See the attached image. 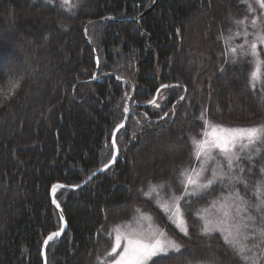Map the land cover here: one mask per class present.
<instances>
[{
	"label": "trees",
	"instance_id": "16d2710c",
	"mask_svg": "<svg viewBox=\"0 0 264 264\" xmlns=\"http://www.w3.org/2000/svg\"><path fill=\"white\" fill-rule=\"evenodd\" d=\"M155 1L70 0L61 7V0H0V81L23 76L15 97L0 106V264H44V240L62 227L52 187L80 185L112 159L113 132L127 104L116 164L77 190H57L67 229L49 243L47 264H100L114 244L113 228L136 209L169 230L158 197L145 193L151 192L149 183L163 184L165 194L180 193V172L193 161L190 133L203 122L197 117L204 109L219 123H264V75L253 89L252 58L229 51L237 43L228 40V30L236 31L231 21L247 14L246 5L157 0L134 19ZM106 17L112 19L101 20ZM165 84L172 87L159 92L160 107L139 106ZM158 137L179 139L180 145L164 148L133 173L135 157L154 150ZM263 164L261 154L240 162L245 169L255 165L257 177ZM229 188L217 184L204 196L182 201L188 224V235H178L182 253L153 257L155 264H241L219 232L201 233L197 215L202 202Z\"/></svg>",
	"mask_w": 264,
	"mask_h": 264
},
{
	"label": "snow or ice",
	"instance_id": "6c2138e0",
	"mask_svg": "<svg viewBox=\"0 0 264 264\" xmlns=\"http://www.w3.org/2000/svg\"><path fill=\"white\" fill-rule=\"evenodd\" d=\"M241 2L246 5L247 14L242 18L232 19L231 22L236 26V31L233 32L231 28L228 30L230 33L228 40L239 38L242 43L230 47L229 51L233 57H237L238 54L239 57L252 58L250 63L253 68L249 75V84L255 89L257 81H260L264 75V20H261V17H264V0H241ZM69 3L70 0H61V7ZM22 80L21 75L17 79L0 81V106L4 101L15 97L21 88ZM169 87L172 86L161 85V88ZM180 99L183 100L184 97L181 96ZM148 103L160 107L155 99ZM124 111L128 112L129 109L125 108ZM198 119L203 121L202 139L197 140L192 137V144L193 154L199 167L181 170L180 176L183 179L179 181V184L182 193L179 196L173 193L172 204L171 206L164 205V211L170 222H175L180 231L187 236L188 226L180 201H185L187 204V197L199 195L217 182L223 184L227 180L232 191H229L219 202H212L213 214L216 216L215 222L197 213L199 218L204 220L201 233L210 235L219 232L224 243L232 250L241 264H260L264 260V167L258 169V177L252 172L255 165L247 169L239 167L238 171L237 168L242 160L250 163L254 159V151L264 155L260 148V145H264V123L225 127L213 124L203 111ZM123 127L124 124L120 123L116 132ZM116 132H113L111 147L118 151ZM115 159L116 157L113 156L112 161L114 162ZM108 167V164L104 165L105 169ZM217 168H219V173ZM209 171L210 176L206 175ZM246 172L248 176L245 175ZM57 187L60 186H53V193ZM159 187L163 188L164 185L161 184ZM149 188L151 192L145 193L149 198L152 193L159 195L156 185L149 183ZM140 191L143 192V188ZM56 206L59 208V204ZM136 212L141 213V210L136 209ZM142 215L149 221L152 220L150 215ZM60 219L63 220L62 215ZM63 231L61 227L59 231L51 233L44 240V244L47 245ZM114 231L116 232L115 242L110 251H106L100 264H149V261H153V257L161 254L167 256L169 253H182L181 244L168 236L163 229L158 227L153 229L151 224L147 227H130L124 232L118 228ZM187 264H192V262L188 261ZM196 264H215V262L205 259L197 261Z\"/></svg>",
	"mask_w": 264,
	"mask_h": 264
},
{
	"label": "rangeland",
	"instance_id": "374dc122",
	"mask_svg": "<svg viewBox=\"0 0 264 264\" xmlns=\"http://www.w3.org/2000/svg\"><path fill=\"white\" fill-rule=\"evenodd\" d=\"M261 20H264V17H261ZM199 25H200V22L197 24V27H199ZM196 27V28H197ZM98 30H100V28H98ZM236 44L235 45H237V44H239V43H242V41L239 39V38H237L236 39ZM15 58H19L17 55H14V59ZM262 77H263V75H262ZM262 79V78H261ZM224 88H225V90L227 91V92H230V85H229V83L228 82H225V86H224ZM186 91H184V93L183 94H181L179 97H178V102L179 103H182V102H184V100H185V98H186ZM168 94L166 93L165 94V96H167ZM165 96H164V99H165ZM181 96H183L184 97V99L183 100H181L180 99V97ZM238 99H241L242 101H244L245 100V96L244 95H241L240 93H238ZM130 110V109H129ZM192 110V109H191ZM203 112H205V109L203 110ZM200 113V112H199ZM199 115V114H198ZM196 118V117H195ZM198 118V117H197ZM207 119L209 120V121H211L213 124H220V125H222V126H225V127H242V126H237V125H229V124H225V123H219V122H215V121H212L211 119H209L208 117H207ZM128 120H129V118H128ZM199 121V120H198ZM127 123H128V121H127ZM127 123H126V125H127ZM125 125V126H126ZM202 133H203V122L202 123H200L197 127H196V132H191L190 133V140H191V143H192V137H195L197 140H199V139H202ZM179 139H177V140H174V139H170V138H166V139H162V138H160V137H158V138H156L155 139V141H154V150L152 149V150H150L149 152H147V153H142L140 156H137V157H135V161H134V163H133V173H136V172H138V171H141L143 168H144V166L145 165H147V164H151L154 160H155V158H158V154L160 153L161 154V152L162 151H164V148L166 149H171L172 150V148H174L173 150H176V149H178V146L180 145V141H178ZM192 146H193V144H192ZM260 148H261V152H264V145H260ZM181 149V148H180ZM172 150V151H173ZM260 154H257L255 151L253 152V156L255 157H257V156H259ZM107 164V163H106ZM104 166V165H103ZM239 166L240 167H242L240 164H239ZM239 166H238V168H239ZM194 167H199V165H198V163L196 162V160H195V157H194V154H193V161H192V166H189V167H187V168H194ZM262 167H264V164L262 165ZM237 168V169H238ZM110 169V168H109ZM108 169V170H109ZM146 170H148V169H146ZM217 172L219 173V168H217ZM206 175H208V176H210L211 175V172L209 171L208 173H206ZM181 179H183V177H181ZM90 182V181H89ZM217 184H221V183H219V182H217L216 184H214L213 186H215V185H217ZM223 184H226V185H230L229 184V182L227 181V180H225L224 181V183ZM157 186V192H159V195L157 196L156 195V193H154L157 197H158V199H159V202H160V206H161V208L164 210V205H169V206H171V204H172V200H171V196H172V194L173 193H175V195H177V196H179V195H181V193H182V188H181V191H180V193H176L175 191H173V190H171L170 191V193H168V194H165L164 192H163V188H160L159 186L160 185H156ZM212 186V187H213ZM211 187V188H212ZM211 188H209L207 191H205V192H202V193H200L199 195H196V196H191V197H187V198H189V200H191V198L192 197H195V198H197V197H201V196H204L205 195V193H207V192H209V191H211ZM150 191H151V189H150ZM229 191H232V188H231V186H230V188H229V190L228 191H226L225 192V194H219V195H217V197L214 199V200H212L211 201V203H209V204H207V202H202L201 203V215L202 216H204V218L205 219H209V220H211V221H213V222H215V220H216V216L213 214V209H212V202L213 201H217V202H219L224 196H226L227 194H228V192ZM153 194V193H152ZM180 203H182V201H180ZM181 208H182V210H183V207L181 206ZM205 210H207V211H205ZM184 211V210H183ZM142 214H146V215H150L151 217H152V220L151 221H149L148 219H146L145 218V216L144 215H142ZM168 217V216H167ZM167 219V221H169L170 222V219H169V217L168 218H166ZM184 219L186 220V218H185V216H184ZM202 220V219H201ZM169 222H166V224H167V226L169 225L168 223ZM172 225H171V227H170V229L168 230L167 228H165V226L163 225V223H161V222H158L157 220H156V218L154 217V216H152L151 214H149V213H146V212H143V211H141V213H135L134 214V216H132V218H130L129 220H127V221H123V222H121V223H119V224H117L114 228H113V230H112V236H113V240H114V242H115V235H116V232L114 231L115 229H119L121 232H124V231H127L130 227L131 228H136V227H140V226H143V227H147L149 224H151L152 225V227H153V229H155V228H161V229H163L164 231H166L167 232V234H168V236H170L172 239H174V240H176L179 244H181L180 243V240H179V238H178V235H184L183 234V232H181L180 231V229L177 227V225H176V223L175 222H170ZM186 223H187V221H186ZM204 224V220H202V225ZM187 226H188V224H187ZM62 227H63V222H62ZM168 228H169V226H168ZM60 230V229H59ZM58 230V231H59ZM178 231V232H177ZM64 234V233H63ZM63 234L61 235V237L63 236ZM59 239V238H58ZM58 239H53V240H51L50 242H52V241H54V240H58ZM49 242V243H50ZM49 245V244H48ZM48 247V246H47ZM119 251V250H118ZM150 262V261H149Z\"/></svg>",
	"mask_w": 264,
	"mask_h": 264
},
{
	"label": "water",
	"instance_id": "95a60500",
	"mask_svg": "<svg viewBox=\"0 0 264 264\" xmlns=\"http://www.w3.org/2000/svg\"><path fill=\"white\" fill-rule=\"evenodd\" d=\"M157 1V0H156ZM156 1H155V3L147 10V11H145L142 15H140L139 17H137V18H134L135 20H139L143 15H145V14H147L152 8H154V6H155V4H156ZM107 19H112V17H106V18H103V19H101V20H107ZM92 22H94V21H90L87 25H86V27H85V31H84V34H85V36L87 35V28H88V26H89V24H91ZM88 42L93 46V48H94V51H95V56H96V61H99V59H98V54H97V52H96V49H95V47H94V44L92 43V41L90 40V39H88ZM98 66H99V63H97V70H98ZM97 70H96V73H97ZM96 73L94 74V77H96ZM94 79H96V78H94ZM165 85H169V84H165ZM172 86V85H171ZM170 88V87H169ZM162 89H164V88H159L158 89V91H157V94H156V96L154 97V99L156 100V98H157V96H158V92L160 91V90H162ZM150 103H146V104H139V106H142V105H149ZM126 108H128L129 109V106H128V104H127V106H126ZM129 115H130V110L128 111V112H126V116L125 117H127V119H124L121 123H123L124 124V127H125V125H126V123H127V121H128V118H129ZM123 127V128H124ZM117 128V127H116ZM116 128H115V130H114V132H116ZM123 128H121V129H123ZM120 129V130H121ZM119 130V131H120ZM118 131V132H119ZM118 132H116V137H117V134H118ZM115 137V138H116ZM112 138H113V136H112ZM117 149H118V146H117ZM115 150V152H114V156L116 157V159H115V161L113 162L112 161V159L107 163L108 165H109V167L108 168H104V166H102V167H100L98 170H96L95 172H93L89 177H91V179H89V177L82 183V184H80V185H77V186H73V185H63V184H57V185H59L60 187H57L56 188V191L53 193V191H52V189H53V187H52V189H51V200H52V203H53V201L55 200V203H53V205L55 206V208L57 209V211H58V213H59V215H60V217H61V215L63 216V220H62V222H63V229H64V231L61 233V235L66 231V229H67V222H66V218H65V215H64V211H63V208H62V206H61V204L59 203V201L57 200V198H56V192H57V190L59 189V188H62V189H66V190H77V189H79V188H81L82 186H84L86 183H88L89 181H91L95 176H97L98 174H102V173H104L105 171H107L109 168H111L113 165H115L116 164V162H117V159H118V155H119V149H118V151L116 150V149H114ZM57 204H59V208L56 206ZM61 235L60 236H58V237H54L53 239H58V238H60L61 237ZM49 236V235H48ZM47 236V237H48ZM47 237H46V239H47ZM45 239V240H46ZM50 242V241H49ZM49 242H48V244H49ZM48 244L47 245H45L44 243H43V247H42V256H43V260H44V264H47V246H48Z\"/></svg>",
	"mask_w": 264,
	"mask_h": 264
}]
</instances>
